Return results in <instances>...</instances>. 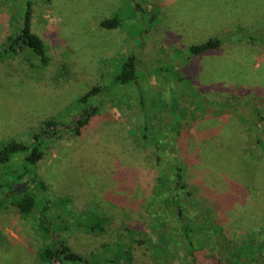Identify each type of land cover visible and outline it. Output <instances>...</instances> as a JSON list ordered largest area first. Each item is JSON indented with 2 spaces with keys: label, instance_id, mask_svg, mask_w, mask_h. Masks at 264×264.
<instances>
[{
  "label": "rangeland",
  "instance_id": "rangeland-1",
  "mask_svg": "<svg viewBox=\"0 0 264 264\" xmlns=\"http://www.w3.org/2000/svg\"><path fill=\"white\" fill-rule=\"evenodd\" d=\"M27 3L30 30L48 52L43 68L23 42L16 45V54L2 52L7 37L19 32ZM255 10L252 29L244 20L235 21ZM114 16L116 27L100 25ZM1 23L10 35L0 37V53L5 54L0 58V146L9 140L29 144L47 119L60 127L44 136L42 158L32 169L47 184L50 197L57 198L47 212L50 225L66 226L58 233L82 257L81 262L62 263L128 264V249L132 264H229L232 244L226 239L195 230L204 247L190 253L174 217H153L148 205L151 187L162 181L157 165L170 174L169 185L182 187L183 211L197 223L206 216L193 195L184 194L198 191L201 179L219 191L230 174L238 181L254 171L264 176L256 162L264 152L255 143L256 118L249 110L256 102L241 94L244 90H235L264 87V0H0V33ZM212 37L221 40L218 50L188 54L186 46ZM129 53L139 72L134 83L106 87L109 73ZM162 65L188 78L194 70L196 82L166 72L155 75V67ZM60 67L63 80L56 78ZM204 85L214 87L201 90ZM93 86L103 89L88 100L92 114L75 134L70 120L83 108L74 102ZM193 89L201 90L196 98L204 108L191 115ZM209 100L230 107H215ZM225 156L231 157L229 164L223 162ZM21 163L20 153L0 162V264H40L42 247L54 243L40 225L43 192L26 176L15 181L27 180L16 192L33 193L36 205L22 215L11 203L14 196L4 183L20 172ZM175 166L182 168L180 179L172 171ZM65 197L69 204L59 203ZM163 198L153 202L158 212ZM94 215L105 218L103 232L73 227L76 220L88 223Z\"/></svg>",
  "mask_w": 264,
  "mask_h": 264
},
{
  "label": "trees",
  "instance_id": "trees-1",
  "mask_svg": "<svg viewBox=\"0 0 264 264\" xmlns=\"http://www.w3.org/2000/svg\"><path fill=\"white\" fill-rule=\"evenodd\" d=\"M21 28L15 36H6L9 40L7 46L2 50V52H9L16 54L17 46L19 42L25 43L38 57L40 65L42 68L48 65L49 57L46 47L40 37L30 30V14L31 9L27 3L24 9ZM253 14H255L253 16ZM250 16L245 13V18L242 20H235L238 23L240 21H245L249 23L248 28L252 29L255 26V21L257 19V10ZM236 19V18H235ZM231 22V21H230ZM243 23V22H242ZM119 24V19L114 16L111 18L103 19L100 25L106 28L116 27ZM221 40L217 37L208 38L205 41L198 44H189L186 46L188 54L201 56L218 50L221 47ZM264 51V48L262 49ZM0 53V58L5 54ZM60 67V71H61ZM197 67L195 68V70ZM57 74V79L63 80V75L65 72L62 71ZM109 81L105 85L108 88H112L113 85H128L133 84L134 79L138 77V70L136 67V57L133 53H129L121 61H119L115 68L111 71ZM162 72H166L173 78L179 79L182 82L192 83L196 82L193 75L195 71H191L189 78L183 75H176V72L170 65L157 66L154 69V74L159 75ZM67 74V73H66ZM67 78V77H66ZM214 87V85H204L200 86L201 90L209 89V87ZM216 86V84H215ZM103 88L100 86H93L84 94L79 96L74 103L80 104L82 108L87 110L84 113L83 109L80 111L78 117H73L70 121L72 125H76L74 128V133H80V127L86 125L92 114V109H89L88 100L90 97L96 96ZM200 89H193L192 96L188 101L190 107V114L194 115L197 109H203L200 100L196 96L200 95ZM238 93L240 90H244L241 94H245L247 97L255 101L254 107H249L250 112L253 117L256 118V133H255V143L259 144L262 152H264V87L258 86H248L241 85L235 89ZM235 96V93H234ZM245 104L249 106V101H245ZM208 104L214 105L215 107L225 108L230 107V104L224 101H208ZM71 105L65 107L66 110L69 109ZM60 115V114H58ZM42 125L37 132L32 134V140L29 144H24L23 142L16 140H9L0 146V162H7L9 159L17 153L22 154V165L20 167V172L12 176V180L5 182L4 185L9 189L8 193H12L14 196L12 198V204L18 208V211L22 215H27L36 205V198L33 193L23 191L17 193L13 186V183L19 180L22 176H26L29 179V183L33 184L35 188L43 192L41 207L39 209V216L42 218L41 227L45 232L49 233L53 238L52 244H47L42 247L39 253L40 264H63L62 260H69L72 262H81L82 257L77 253L71 252L68 247H66L64 239L58 233L61 228L66 226H61L60 229L56 228L54 225L51 226L47 217V212L51 207L52 201L56 203V199H52L48 194L47 184L39 178L32 167L42 158V144L44 142V136L47 134H52L54 131L60 129L57 126V122L53 119H47L42 122ZM54 129L51 132H47V129ZM180 134V132H179ZM178 133H174L173 137ZM250 158V157H249ZM231 157L225 156L223 162H227ZM257 164L262 167V172L264 174V154L262 153L256 159ZM157 171H161L159 174ZM157 165V170L155 171L159 177H162V181L151 187L150 204L148 205L149 214L153 217L159 215L158 218L162 220L167 219L169 215H172L176 221L175 227L182 236V240L186 245V248L190 253L199 252L200 249L204 247L201 242L195 237V230L206 231L210 234H215L222 239H226L227 242L231 243L229 245L228 252L230 253L229 264H260L261 260L264 259V254L261 250L264 249V238H259V235L264 233V176H260L257 171L249 176V174L242 175L239 179H244L243 181H238V178L230 174L228 183L222 190L214 191L208 186L204 185V180L201 179L199 190L196 192L186 191L184 195H193V202L198 204L199 209L202 211L206 219L203 223H197L190 219L183 211L181 206L182 194L178 192L176 185H169L168 180L170 174ZM175 174L176 179H180L182 176V168L175 166L172 169ZM154 172V173H155ZM223 176L224 174H220ZM158 178V177H157ZM251 180V181H250ZM263 182V183H262ZM263 186H262V185ZM156 195V196H155ZM160 197H164L161 204L163 208L159 210L153 207L154 200H159ZM4 200H1L3 203ZM71 200L68 197L59 200L61 204H69ZM92 217V216H91ZM155 219V218H150ZM62 220L61 222H65ZM106 223L105 218L101 215H94L92 220L88 223L81 224L80 221L76 220L73 227H86L87 231L97 230L98 232H103L104 225ZM66 225V224H65ZM152 225V224H151ZM124 254L128 260V264L131 263L130 251L124 249ZM193 260V259H192ZM194 262V260H193ZM191 262L190 264H195Z\"/></svg>",
  "mask_w": 264,
  "mask_h": 264
},
{
  "label": "crops",
  "instance_id": "crops-1",
  "mask_svg": "<svg viewBox=\"0 0 264 264\" xmlns=\"http://www.w3.org/2000/svg\"><path fill=\"white\" fill-rule=\"evenodd\" d=\"M4 23V22H3ZM3 23H1V26H2V32L0 33V37H6L8 35H10V31H9V27L6 26V27H3ZM9 25V24H8ZM1 41V40H0Z\"/></svg>",
  "mask_w": 264,
  "mask_h": 264
},
{
  "label": "flooded vegetation",
  "instance_id": "flooded-vegetation-1",
  "mask_svg": "<svg viewBox=\"0 0 264 264\" xmlns=\"http://www.w3.org/2000/svg\"><path fill=\"white\" fill-rule=\"evenodd\" d=\"M19 186L23 187V186H22V182H21V183H17V182L14 183V188H15V189H17V187H19ZM19 188H20V187H19Z\"/></svg>",
  "mask_w": 264,
  "mask_h": 264
},
{
  "label": "water",
  "instance_id": "water-1",
  "mask_svg": "<svg viewBox=\"0 0 264 264\" xmlns=\"http://www.w3.org/2000/svg\"><path fill=\"white\" fill-rule=\"evenodd\" d=\"M84 113H85V111H84ZM26 184H27V180H25L24 182H22V186L23 187H25L26 186ZM16 190H19V187H17V189Z\"/></svg>",
  "mask_w": 264,
  "mask_h": 264
}]
</instances>
